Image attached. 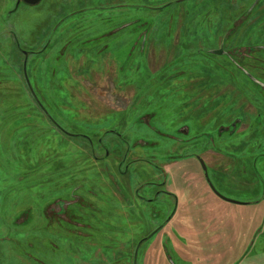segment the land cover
Returning <instances> with one entry per match:
<instances>
[{
  "label": "rangeland",
  "instance_id": "374dc122",
  "mask_svg": "<svg viewBox=\"0 0 264 264\" xmlns=\"http://www.w3.org/2000/svg\"><path fill=\"white\" fill-rule=\"evenodd\" d=\"M256 1L0 0V264H264Z\"/></svg>",
  "mask_w": 264,
  "mask_h": 264
},
{
  "label": "flooded vegetation",
  "instance_id": "af4514ba",
  "mask_svg": "<svg viewBox=\"0 0 264 264\" xmlns=\"http://www.w3.org/2000/svg\"><path fill=\"white\" fill-rule=\"evenodd\" d=\"M16 2H17V0H15V3L14 4H16ZM41 2V0L38 2V3H36V4H39ZM21 4H26V5H31V4H27V3H25L23 0H19V3H18V6L17 7H19ZM36 4H34V5H36ZM7 13V12H6ZM7 16V15H6ZM247 47H253V48H258V49H262V50H264V48H262V47H260L259 45L258 46H252L251 44H248L247 45ZM222 51H224L223 49H222ZM220 55L219 56H221L223 53H219ZM225 54V53H224ZM214 55H216V54H214ZM229 54L227 53L226 55H224V56H227V57H229L228 56ZM237 60V59H236ZM238 62V61H237ZM242 67V66H241ZM243 68H245L247 71H248V73L249 74H245V73H243V71H242V68H239V71L241 72V74L242 75H244V79L242 78V80H238L237 81V83H236V85L238 86V87H240V88H242V92L244 91V89L245 90H247V87L246 86H252L250 83H246L245 82V80L247 81V79L246 78H248V79H250L249 77H251V78H255V79H258V80H260V78L256 75V74H253V72L251 71V70H249L247 67H243ZM231 74H232V72H231ZM232 77H233V75H232ZM248 82V81H247ZM251 82L253 83V84H256L257 86H258V88L257 89H259V91L261 92H264V86H261L260 84H259V81H253V80H251ZM227 115H229V113H226L225 114V116H227ZM224 116V117H225ZM257 117H259V114H257L256 115V118ZM258 120H259V123H261L260 121H261V119L260 118H258ZM227 124H224L223 125V127L222 128H224V126H226V127H231L232 126V123H234L233 121H231V122H226ZM236 123V122H235ZM238 123V122H237ZM236 123V124H237ZM221 126V125H220ZM226 130V129H225ZM228 132H230V129H229V131ZM261 134H264V127L262 126L261 127V129H260V131H259V135H261ZM262 149H264V147L262 148ZM261 148H260V145L257 143V144H255V146H252V145H246V152H245V156H248V155H251V156H255V158L257 159V156L259 155V156H262V155H264L263 154V150H262ZM200 160H203L202 159V157H198L197 158V161H198V165L199 166H202L201 165V162H200ZM204 162V161H203ZM205 163V165H206V161L204 162ZM120 166H121V163H120ZM118 168H119V163H118ZM252 168H253V170H254V175H258V170H257V168L254 166H252ZM127 170V167L125 166L124 167V169H121L120 170V172L119 173H122V174H124L125 173V171ZM250 174V176H251V173H249ZM259 176V175H258ZM257 177V176H256ZM200 180H202V179H200ZM204 180V179H203ZM112 183V182H111ZM113 185V188H114V190H116L115 191V193H117V197L116 196H112L114 199H118V201H122V198H119L120 197V186H118L119 185V183L117 184L116 182H114L113 181V183H112ZM206 188H209L207 185L205 186L204 185V190H208V189H206ZM127 189V187H125V189L124 190H126ZM209 193H208V195H207V197L208 198H211L212 196V198H214V195L218 198V199H220V200H222V201H225V202H228V201H226V200H224L223 198H221V196L217 193V194H215L213 191L212 192H210V191H208ZM126 193V192H125ZM128 193H129V201L127 200V202L128 203H130V207H132V208H134V205H135V201H134V199L136 198L135 197V193L137 194V191L135 190V191H132V192H129L128 191ZM118 194H119V196H118ZM210 195H212V196H210ZM125 197H126V195H124ZM134 196V198H133V200H132V197ZM124 197V198H125ZM138 198V200L140 201V200H143L144 202L145 201H147V200H149L148 198L145 200V199H142V198H140V197H137ZM211 198V199H212ZM210 199V200H211ZM262 201H264V195L263 196H261V195H259V200L258 201H250V202H244V204L243 205H245V204H260ZM138 203H140V202H138ZM137 202H136V204H138ZM230 203V202H229ZM214 204V203H213ZM84 208L85 209H87V208H91L90 207V204L89 203H86V204H84ZM68 210V208H66L65 209V211H67ZM260 211H262V210H260ZM263 212V211H262ZM178 214V212H176V211H174L173 213H172V215H169V217L166 219V221H165V223L168 225V222H170L171 220H173L174 218H173V216H174V214ZM70 216L71 217H79L78 215H75V214H73V213H71L70 214ZM84 226L85 227H88V226H90V225H86V224H84ZM155 230V229H154ZM154 230H151V231H149L146 235H144L141 239H139L138 240V243L137 244H141L144 240H146V239H148L151 235H152V233L154 232ZM131 242V241H130ZM135 244H136V242H133V244L131 245V243H130V248L128 249V251H129V258H130V262H129V264H133V260H135V259H133V255H132V252H133V248H135L134 246H135ZM164 250H163V254H168V249L166 250L165 248H163ZM166 255H165V258H166Z\"/></svg>",
  "mask_w": 264,
  "mask_h": 264
},
{
  "label": "water",
  "instance_id": "95a60500",
  "mask_svg": "<svg viewBox=\"0 0 264 264\" xmlns=\"http://www.w3.org/2000/svg\"><path fill=\"white\" fill-rule=\"evenodd\" d=\"M23 1H24L25 3H27V4L34 5V4L38 3L40 0H23ZM258 1H259V0H257L256 2H258ZM18 3H19V0H17V2H16V4H15L16 7H17ZM212 52H214V53H223L222 48H220L219 50H213ZM200 162H201L202 168H203V170H204V172H205V176L207 177V173H206V165H205V163L203 162V160H200ZM221 198H223L224 200H226V201H228V202H231V203H240V202H235V201H233V200L227 199V198H225V197H223V196H221Z\"/></svg>",
  "mask_w": 264,
  "mask_h": 264
},
{
  "label": "trees",
  "instance_id": "16d2710c",
  "mask_svg": "<svg viewBox=\"0 0 264 264\" xmlns=\"http://www.w3.org/2000/svg\"><path fill=\"white\" fill-rule=\"evenodd\" d=\"M195 231V238H194V241L195 240H197L199 237L201 238V239H205L206 238V236H205V238H204V236H201L199 233L201 232V233H203L202 231H200V232H197L196 230H194ZM177 233L181 236V233H179L178 231H177ZM183 237H188V232L187 231H185V234H184V236ZM170 242H171V244H173L174 246H173V248L171 249V248H168V251L169 252H174V253H177V247L175 248V246H176V244H175V241H176V238L174 237V238H172V235L170 236Z\"/></svg>",
  "mask_w": 264,
  "mask_h": 264
}]
</instances>
